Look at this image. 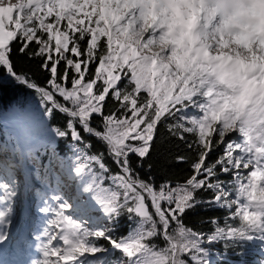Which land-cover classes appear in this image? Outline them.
<instances>
[{"label": "snow or ice", "instance_id": "1", "mask_svg": "<svg viewBox=\"0 0 264 264\" xmlns=\"http://www.w3.org/2000/svg\"><path fill=\"white\" fill-rule=\"evenodd\" d=\"M2 119L0 264L29 185L42 220L18 254L38 258L13 264L264 250V0H0Z\"/></svg>", "mask_w": 264, "mask_h": 264}, {"label": "trees", "instance_id": "2", "mask_svg": "<svg viewBox=\"0 0 264 264\" xmlns=\"http://www.w3.org/2000/svg\"><path fill=\"white\" fill-rule=\"evenodd\" d=\"M25 95L24 90L18 89L15 86L11 87L9 89L8 97L9 99L13 98H20L23 99ZM8 133L6 130L3 129L2 125L0 124V142L1 143H8ZM6 145V144H5ZM167 147V146H162ZM187 152V150H185ZM189 172L188 164H180V163H172L170 166L166 168V171L164 174H166L169 178L173 179L174 181L176 179H183L184 175ZM161 174V171L158 170L157 175L159 176ZM222 216L224 215L221 211H211V210H201L198 215H194L191 217L192 223L196 224L197 227H200V225L197 223V221L201 217H210V216ZM210 228V225L205 224L203 225V229L207 230ZM217 248H221L220 245H217ZM258 249V247L254 244L249 245L246 250V254L244 256H237L234 253H229L223 261V264H254L253 258H254V252Z\"/></svg>", "mask_w": 264, "mask_h": 264}, {"label": "rangeland", "instance_id": "3", "mask_svg": "<svg viewBox=\"0 0 264 264\" xmlns=\"http://www.w3.org/2000/svg\"><path fill=\"white\" fill-rule=\"evenodd\" d=\"M33 197H34V196H33ZM260 251H262V249H261ZM260 251H259V256L261 255V257L264 258V252H260ZM261 261H262V259H257V263L260 264Z\"/></svg>", "mask_w": 264, "mask_h": 264}, {"label": "clouds", "instance_id": "4", "mask_svg": "<svg viewBox=\"0 0 264 264\" xmlns=\"http://www.w3.org/2000/svg\"><path fill=\"white\" fill-rule=\"evenodd\" d=\"M13 2H15V0H13Z\"/></svg>", "mask_w": 264, "mask_h": 264}]
</instances>
